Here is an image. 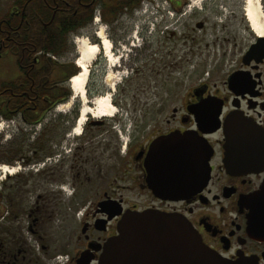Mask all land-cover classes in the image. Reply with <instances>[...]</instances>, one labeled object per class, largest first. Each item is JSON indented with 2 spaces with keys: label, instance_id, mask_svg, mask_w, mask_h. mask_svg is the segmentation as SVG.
<instances>
[{
  "label": "flooded vegetation",
  "instance_id": "1",
  "mask_svg": "<svg viewBox=\"0 0 264 264\" xmlns=\"http://www.w3.org/2000/svg\"><path fill=\"white\" fill-rule=\"evenodd\" d=\"M4 1L0 121L19 115L33 126L35 137L30 155L21 153L7 161L19 171L6 176L0 187V264H101L110 239L115 240V264H184L183 234L162 224L163 216L189 223L207 251L208 264H264V202L251 200L264 182V156L255 163L257 151L251 149L249 155L250 149H236L239 162L233 166L223 147L225 122L247 120L264 135V32L252 29L243 7L239 13L240 0H212L200 7L202 13L198 7L191 11L193 5L186 0ZM105 7L115 9L118 21L139 8L149 14L155 10V16L147 18L146 37L160 32L162 38L181 42V51L167 50L161 43L162 50H149L152 63L156 52L168 58L185 54L192 58L184 60L191 62L194 73L186 75L191 76L186 93L168 110L172 94L167 87L182 90L184 71L178 72L177 62L172 65L168 59L165 68L180 75L168 69L157 79L151 74L154 65L147 66L149 75L135 87L139 93L149 90L152 97L134 101V109L143 111L141 119L116 115L108 122L88 116L80 137H70L77 105L65 124L56 121V112L72 94L66 84L73 66L69 69L57 56L70 33L86 28ZM71 25L79 27L65 33L64 46L56 53L40 43ZM132 72L145 76L139 69ZM215 111L220 126L209 131L207 116ZM52 127L61 129L55 133ZM177 131L209 139V178L186 197L163 198L149 185L146 156L154 139ZM144 211L156 216L155 225H140L142 219L136 216ZM58 212L60 225L54 226L49 221H55ZM132 214V226L122 233V223ZM67 221L71 225H65Z\"/></svg>",
  "mask_w": 264,
  "mask_h": 264
},
{
  "label": "rangeland",
  "instance_id": "2",
  "mask_svg": "<svg viewBox=\"0 0 264 264\" xmlns=\"http://www.w3.org/2000/svg\"><path fill=\"white\" fill-rule=\"evenodd\" d=\"M11 0H6L4 3L9 4ZM189 4L193 5L191 11H195L197 7L201 11V6L204 4H211L212 0H199V2L192 1V0H186ZM228 1L230 4L232 2H236V0H223ZM240 7H239V13H241V7H244V1L240 0ZM264 3V0H263ZM207 4V5H208ZM148 12V11H147ZM155 15V14H150ZM202 15V14H201ZM145 15H143V9H138L134 11H130V14L126 15V18H123L122 20L118 21L113 18L111 21H105L101 19L99 24L97 26L95 25H89L86 28L82 29L77 35L79 37H89L91 41L92 39L96 40V35L94 34V31L98 30L99 27H103L104 31L107 35V37L112 42V52L115 55H119V60L117 62V67L114 72V78L117 79L118 75L117 72L122 73L125 68L128 69V73L126 76L120 75L118 78L117 85L113 88V90L109 89V83L111 81H115L113 78H106L107 77V71L110 67L108 60L106 57L103 56V53L98 55V64L92 66L90 76L87 82V97L88 99H92L96 97L98 94H103L107 91L112 92V102L113 104L118 108L119 113L117 115H122V117L127 118L129 115L132 117L135 115V119L140 117V114L143 113L142 109L137 107V109H134V101L142 103L145 101H149L152 99V97L149 95L150 91L147 90L148 94L139 93L136 91L137 86H139V82H144L147 76L150 73V69L147 68V66L154 65L153 73L154 78H160L164 76V74L168 71V69L165 68V65L168 64V59L172 60V65L176 63V66L178 67V72L184 71L183 79L181 80L182 83H184V88L182 90L173 88L171 86H168V91L172 94V98L169 100L168 104V110L172 108L173 105L177 104L180 99V93L184 92L186 93L185 84H187V81L190 79L191 76L187 78L186 75L193 74L194 72L191 70V60L192 58H188L185 54H182L181 58H179V54H176L174 57H167L165 53H158L156 52L154 54L155 62L152 63V60L150 58L151 52L149 50L151 48L153 49H163L162 45H167L168 49H180L181 51V42H178L176 40H173L172 38H162V34L160 32L156 33L154 37H146L148 34V31L145 29V24L143 22V19ZM130 19L136 21L133 23ZM133 23V24H132ZM135 37L136 39H134ZM153 39V41L151 40ZM65 40V38H64ZM134 42V44L139 43L140 46L138 48H133L130 43ZM149 40V42H147ZM67 44L65 50L60 53L59 56H57L58 61H65L67 62L68 68H71V65L73 66V63L75 61V58L77 57L76 47L72 43L70 36L66 39ZM161 43H163L161 45ZM173 44H176L173 47ZM152 47H150V46ZM161 45V46H160ZM184 57V58H183ZM187 57L190 59L189 62H187L185 59ZM180 60V61H179ZM183 63V64H182ZM183 65V69L180 70L179 66ZM66 65V64H65ZM66 65V66H67ZM162 67V68H161ZM114 68V67H113ZM131 68L139 69L141 72L144 71V77H139L136 75L135 72H129L131 71ZM163 71H162V70ZM170 72L174 76H179L180 73H173L172 68L170 67ZM140 72V73H141ZM193 72V73H191ZM125 73V72H124ZM197 74L194 75L196 77ZM60 76H56L58 78ZM106 78V79H105ZM117 81V80H116ZM66 84V83H65ZM67 87H69V84H66ZM117 97V98H116ZM67 101L65 102L66 105ZM77 105V114L79 115V109L81 107L79 97H75L70 107L65 108V112H56V121L63 122L64 124L66 120L71 119V111L74 105ZM64 105V106H65ZM144 105V106H143ZM142 106L144 109L148 107V105L145 103ZM62 106V108L64 107ZM60 114V115H58ZM90 116V115H89ZM142 115L141 117H143ZM58 117V119H57ZM94 118V117H93ZM2 119V118H1ZM108 122H111L110 118H106ZM141 119V118H139ZM14 123H16V126H10L9 130L6 132L0 133V165L6 164L10 167H16L17 171L19 170V166L17 164H8L7 161L14 160L19 156L21 153H25V156L31 154V149H34V137H35V129L30 123H27L26 121L22 120L19 115L15 116L13 118ZM55 133H57L58 129H61L59 127H52L51 128ZM116 130V129H115ZM83 132V130H82ZM82 134V133H81ZM123 136L126 134L122 133ZM115 137L117 134L115 133ZM70 137H80L77 135H74L73 133L70 134ZM68 139V138H67ZM71 139V138H70ZM121 139V138H120ZM215 138H212L214 140ZM76 139H74L75 141ZM16 175L13 174L11 176ZM3 179H0V187ZM12 182V181H9ZM60 208H63L62 206H59ZM59 212L57 219H51L49 222L53 223L54 226L60 225L59 222ZM63 214V213H62ZM65 225H71L69 221L65 223ZM52 250V247L50 248V251Z\"/></svg>",
  "mask_w": 264,
  "mask_h": 264
},
{
  "label": "water",
  "instance_id": "3",
  "mask_svg": "<svg viewBox=\"0 0 264 264\" xmlns=\"http://www.w3.org/2000/svg\"><path fill=\"white\" fill-rule=\"evenodd\" d=\"M200 118L203 119L202 116ZM207 122L211 126L208 130L215 131L220 126L218 112L215 111L207 116ZM223 147L227 161L233 166H238L239 162V156L235 153L236 149H250L249 155H251V149H254L258 154L254 162H263L264 135L250 121L240 119L239 121L233 120L231 123L225 122ZM212 154L213 147L209 140L197 132L177 131L157 137L151 142L146 156L148 182L151 189L157 196L163 198L186 197L201 190L209 178V161ZM261 198L264 202V182L251 200L258 204ZM131 217L135 215L132 214L122 223V233H128V227L132 226L129 222ZM136 217L142 219L141 226L155 225L153 219L156 216L150 212L144 211ZM161 219L162 224L173 226L178 229L180 235L183 234L184 264H208L205 260L208 257L207 251L196 238L188 222L177 221L166 216ZM174 233L176 234V230ZM100 262L101 264L116 263L115 240L110 239L106 243ZM118 263L121 264L122 261Z\"/></svg>",
  "mask_w": 264,
  "mask_h": 264
},
{
  "label": "bare ground",
  "instance_id": "4",
  "mask_svg": "<svg viewBox=\"0 0 264 264\" xmlns=\"http://www.w3.org/2000/svg\"><path fill=\"white\" fill-rule=\"evenodd\" d=\"M199 2V0H192ZM244 1V12L245 17L248 19L252 29L258 33L262 34L264 32V12H263V0H243ZM103 53L104 57L108 58L109 69L107 71L108 79L114 78V72L117 67V62L119 60V55H115L112 52V42L107 37L103 28L99 30L98 33V43L88 41L87 38H82L77 43V58L76 65L79 71L72 76L69 80L70 88L73 92V98H71L66 105L61 108L64 111L65 108L71 106L72 101L75 97H79L80 100V111L79 117L75 124L73 130L74 135H79L85 124L87 117L90 115L95 119H102L104 117L114 116L117 114V107L112 102V92L107 91L104 94H98L93 100H89L86 95V85L89 77L90 68L94 63L95 59L99 54ZM114 67V68H113ZM114 71V72H113ZM118 78L120 75L125 76V73L117 72ZM115 81L109 83L110 90H112L117 82ZM117 80V81H116ZM4 122H0V133L3 131ZM17 172L16 167H10L6 164L0 165V179L4 177V174H15Z\"/></svg>",
  "mask_w": 264,
  "mask_h": 264
},
{
  "label": "trees",
  "instance_id": "5",
  "mask_svg": "<svg viewBox=\"0 0 264 264\" xmlns=\"http://www.w3.org/2000/svg\"><path fill=\"white\" fill-rule=\"evenodd\" d=\"M115 12V9H113L112 7H105L102 10V18L105 21H111L112 18L114 17L113 14ZM90 13H92L91 9L88 8L87 10V15ZM90 21V20H89ZM88 24V21L86 22ZM77 27L76 25H71V26H62V30L61 31H57L60 32L59 34H57L56 38H52L50 41L44 42V41H40L41 44H45V49L49 50L52 53H56V51L60 50L63 48L64 46V35L67 31H71V30H75ZM59 27L56 26V29H58ZM50 59V58H49ZM48 59V60H49ZM51 60V59H50ZM52 61V60H51ZM48 62V61H47ZM53 62V61H52ZM55 64V63H54ZM53 64V65H54ZM77 72V68L73 65L72 67V71L69 72L68 76L70 75H74Z\"/></svg>",
  "mask_w": 264,
  "mask_h": 264
}]
</instances>
